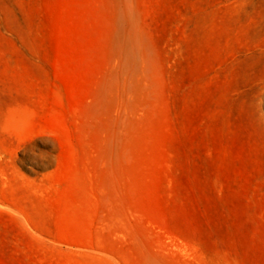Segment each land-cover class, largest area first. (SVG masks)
Masks as SVG:
<instances>
[{
	"label": "rangeland",
	"instance_id": "374dc122",
	"mask_svg": "<svg viewBox=\"0 0 264 264\" xmlns=\"http://www.w3.org/2000/svg\"><path fill=\"white\" fill-rule=\"evenodd\" d=\"M0 264H264V0H0Z\"/></svg>",
	"mask_w": 264,
	"mask_h": 264
}]
</instances>
